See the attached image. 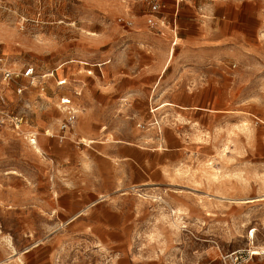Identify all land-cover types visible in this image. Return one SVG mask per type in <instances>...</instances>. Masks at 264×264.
<instances>
[{
    "label": "rangeland",
    "instance_id": "374dc122",
    "mask_svg": "<svg viewBox=\"0 0 264 264\" xmlns=\"http://www.w3.org/2000/svg\"><path fill=\"white\" fill-rule=\"evenodd\" d=\"M148 11V0H0V24L25 38L1 32L0 58L17 74L34 66L46 95L0 72V264H221L253 249V229L264 246V0H183L175 22L154 28ZM140 29L164 40L162 68L191 47L212 79L179 89L168 67L138 97L103 105L100 93L122 84L109 71L121 76L138 48L152 55ZM88 65H100L94 76ZM74 90L79 119L60 140L59 96ZM34 137L41 154L27 149Z\"/></svg>",
    "mask_w": 264,
    "mask_h": 264
},
{
    "label": "crops",
    "instance_id": "0c3cea01",
    "mask_svg": "<svg viewBox=\"0 0 264 264\" xmlns=\"http://www.w3.org/2000/svg\"><path fill=\"white\" fill-rule=\"evenodd\" d=\"M181 20H183V18H181ZM136 37L138 41L142 42V44L151 45L152 55H149L148 53H145L143 49L139 50L138 48V52L143 53L144 57L138 55L137 59L131 62L129 68H126V72L122 74L123 76H125V78L122 75L117 76L118 72L109 71L110 74L108 75L112 80L115 81V83H113L115 87L116 86L118 87L119 81H121L122 84L121 87L119 86L120 88L117 90L116 93L110 90L107 92L104 91L100 93V96H102L101 103L103 105L109 104L117 93L118 94L128 93L129 96L131 97H138L139 93L143 90V85L148 82L149 83L154 82V80L166 69H168V67H169V71L166 75L165 81L170 86H178L179 89L181 87L186 88L189 85L198 84L201 80L208 81V79H212L213 74H211V69L206 67L205 62H200L195 60L198 57V55L196 54V50L194 48L191 47L189 48L186 46H178L176 53V60L173 63V65L169 66L172 58L174 57V56H170V58L171 57L172 58L166 61L164 68H162L163 60L166 56V48H167L166 44L164 43V40L161 38L154 37L152 33L146 29H140V32L136 35ZM177 37L178 38L180 37L184 40L186 39L184 32H181ZM176 43L177 42L174 41L173 44ZM95 67H100V65H88L87 69H88L89 77L94 76L96 74ZM161 78H162L161 76L158 78L159 82ZM211 82L213 83V81ZM83 84L86 85L85 82ZM171 95L172 94H170V96ZM187 108H189V106ZM62 118H63V114H62ZM128 143L130 145L128 146L129 152L132 153L134 150L137 149L134 146H132L133 144L131 142ZM127 158L129 160H133V156Z\"/></svg>",
    "mask_w": 264,
    "mask_h": 264
},
{
    "label": "built area",
    "instance_id": "2783aa9c",
    "mask_svg": "<svg viewBox=\"0 0 264 264\" xmlns=\"http://www.w3.org/2000/svg\"><path fill=\"white\" fill-rule=\"evenodd\" d=\"M123 3H129L132 0H119ZM183 0H148L149 11L146 14V22L149 27L154 28L158 21H169L172 19L174 22L176 17L180 13ZM172 12V13H171ZM173 16V17H172ZM119 21H122V18H119ZM0 72L2 75V80L9 84L11 81L16 80L17 78H25L29 81V85L37 86V73L36 69L32 65L25 66L20 73H15L7 68L6 64L3 61V58H0ZM91 72V71H90ZM54 73H47L43 77H53ZM70 79L67 75L56 78V86L58 87H68L70 85ZM27 87L19 86L17 87V92L22 93ZM41 90L44 91L45 88L41 87ZM81 95V91L74 90L72 94H61L58 100V109L63 114V118L58 125V134L57 138L60 140H66L70 133L76 128L79 115L80 107L78 106L75 98ZM17 121L20 123L22 118ZM36 140V137L32 138ZM253 257V250L250 247H240L233 249L229 252L224 253L220 257L221 264H249L250 260Z\"/></svg>",
    "mask_w": 264,
    "mask_h": 264
},
{
    "label": "bare ground",
    "instance_id": "6f19581e",
    "mask_svg": "<svg viewBox=\"0 0 264 264\" xmlns=\"http://www.w3.org/2000/svg\"><path fill=\"white\" fill-rule=\"evenodd\" d=\"M98 2L100 3V4H102V5H109L110 4V0H98ZM127 5V4H126ZM123 8V10H127V8L128 7H126V6H123L122 7ZM1 32H3V34H6L5 36L7 37V39H12V40H14V41H20V40H22V39H25L24 38V36H23V33H22V31L21 32H19V33H17V30L16 29H14V28H11V27H8V24H6V23H1L0 24V34H1ZM86 39L88 38V39H93L96 35H97V33H95V32H87L86 33ZM83 38H85V37H83ZM83 40H85V39H83ZM173 56V55H172ZM172 58V57H171ZM171 58H169V52H168V57H167V60L166 61H168V60H170ZM71 62H74V60H72ZM62 67V66H61ZM58 69H60V68H58ZM57 69V70H58ZM68 76V75H67ZM68 78H70L69 76H68ZM72 80H74V79H71V83H73L72 82ZM32 87H34V88H36L37 90H39L38 92L40 93V95L41 96H46L45 95V93L44 92H42V90H41V87L40 86H32ZM166 105H169V106H175V107H179V108H187V107H185V106H182V105H178V104H176V103H174V102H164L161 106L162 107H164V106H166ZM160 106V107H161ZM159 107V108H160ZM45 134L46 135H52L53 133L51 132V129H48V130H46V132H45ZM82 140H84V141H88V139H86V138H82ZM30 141L32 142V143H34V145L32 146V147H27V149L31 152H33L34 154H41V152H42V149H41V147H39L38 146V144H37V140H35V139H30ZM89 142H94V140H89ZM11 173H13V174H16L17 173V171L16 170H12L11 171ZM254 230L255 229H253V230H251L250 232L248 231V235H247V237H248V242H249V244L253 247V255L254 256H263L264 257V246L263 245H257L256 244V242H255V234H254ZM254 256H253V258L252 259H254Z\"/></svg>",
    "mask_w": 264,
    "mask_h": 264
}]
</instances>
